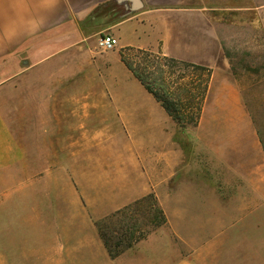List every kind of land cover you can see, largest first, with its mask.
I'll return each instance as SVG.
<instances>
[{
    "label": "crops",
    "instance_id": "crops-1",
    "mask_svg": "<svg viewBox=\"0 0 264 264\" xmlns=\"http://www.w3.org/2000/svg\"><path fill=\"white\" fill-rule=\"evenodd\" d=\"M111 3L116 6L110 13L113 20L108 21L107 16L98 13ZM215 9L202 7L199 0H0V199L7 196L8 174L22 167L26 156L13 122L17 106L12 108V102L21 100L17 94L13 101L8 96L16 84L21 85L28 74L45 71L48 84L69 91V87L85 83L87 68L93 65L104 79L111 80L110 85L124 87L133 82L134 74L118 50L104 57L95 49L99 38L108 33L118 39L119 49L147 50L213 69L222 55ZM216 74L212 72L208 97L221 94L213 91L218 85ZM226 86L232 89L236 103L241 104L236 83L226 80L219 84ZM107 98L129 103L130 97L110 94ZM76 100L87 99L78 95ZM127 108L106 112L105 117L110 120L99 126L96 133H120L128 138L127 135L137 132V110L129 109V105ZM72 114L85 119L87 111L78 109ZM66 117H70L66 111L48 113L49 138L58 135ZM208 117L225 119L221 146L214 143L215 133L207 125ZM165 132L157 142L145 141L140 148L135 144L141 152L135 151L133 143L127 144L126 162L117 165L122 175L115 179L120 184L111 195L126 201L114 212L155 194L167 222L141 241H184L190 252L173 257L128 255L133 263L264 264V149L248 112L203 109L195 145L201 146L207 157L205 163L196 160L198 169L185 173L181 168H191V160L176 143L167 142L166 128ZM104 138L107 142L114 140L111 136ZM103 139L88 145L80 138L74 144L81 154L102 148L106 143ZM144 157L158 161L154 176L146 169ZM95 161L98 162L78 158L69 164L85 166ZM219 167L221 175L216 174ZM4 211L5 207L0 205V214ZM99 241L106 253L101 237Z\"/></svg>",
    "mask_w": 264,
    "mask_h": 264
},
{
    "label": "rangeland",
    "instance_id": "rangeland-1",
    "mask_svg": "<svg viewBox=\"0 0 264 264\" xmlns=\"http://www.w3.org/2000/svg\"><path fill=\"white\" fill-rule=\"evenodd\" d=\"M199 1L202 7L216 8L215 24L222 44V55L212 69L217 72L215 77L218 81L213 91L221 94L208 97L207 92L202 110L245 109L261 141V137L264 139V0ZM114 6L116 3L100 9L98 15L107 16L108 21L113 20L110 13ZM95 49L104 57L116 50L127 57L144 56L137 48L117 47L106 52L96 46ZM247 66L262 68L257 74L247 70ZM169 72L171 81L175 82L181 73L189 76L187 81L193 75V69L181 65L171 68ZM226 80L238 86L241 104L236 103L229 86L219 87ZM48 82L45 71L34 72L28 74L21 85L16 84L8 95L13 101L17 94L21 100L19 103L12 102V108L17 106L13 122L26 156L22 167L8 174L7 196L0 199V205L5 207L4 213L0 214V264H134L128 255L147 253L173 257L189 253L190 247L184 241H139L121 258L112 260L100 245L95 223L113 214L126 201V198L118 199L111 195L120 184L115 179L122 175L117 165L126 162L124 149L128 143L139 144L140 148L145 141L157 142L156 139L165 135L166 128L167 142L176 143L184 150L186 158L191 160V168H181L185 173L198 169L196 160L205 163L207 157L205 150L195 145L196 127L180 129L172 118L168 119L164 108L134 76L133 82L125 83L124 87H114L110 85V79H104L90 65L85 83L69 87V91L66 87L52 86ZM172 84L176 89L177 84ZM110 94H117L119 98L129 94V103L110 101L107 98ZM78 95L85 96L87 100L78 102ZM128 105L129 109L137 110V113L134 111L135 119L139 122L137 132L127 135L128 138L120 133H96L99 126H105V121L110 120L105 117L106 112L128 109ZM78 109L87 111L85 119L72 114ZM62 111L69 113L70 117L65 118L64 126L60 125L58 135L49 138L48 113L52 115L53 112ZM206 119L207 125L214 129L215 145L221 146L222 121L225 119ZM148 121L155 122V125H145ZM110 136L114 140L107 142L104 137ZM203 136L206 137L205 134ZM80 138L86 140L88 145L103 138L106 143L100 149L91 148L80 154L74 144ZM136 145L135 151L141 152ZM78 158L97 159L98 162L85 166L69 164ZM142 160L151 176H154L158 172V161L146 157ZM202 169L206 171L203 165ZM218 169L216 174L221 175V167ZM140 221L142 227L149 230V235L153 229L148 221L144 218Z\"/></svg>",
    "mask_w": 264,
    "mask_h": 264
},
{
    "label": "trees",
    "instance_id": "trees-1",
    "mask_svg": "<svg viewBox=\"0 0 264 264\" xmlns=\"http://www.w3.org/2000/svg\"><path fill=\"white\" fill-rule=\"evenodd\" d=\"M138 51L144 56L127 57L121 54L122 61L128 69L180 129L197 127L210 86L212 68L147 50L138 49ZM179 65L193 69V75L189 81H187L189 76L185 73H181L176 82L171 81L169 71ZM247 67V70L257 74L262 68ZM172 82L177 84L176 89ZM244 99L246 100V97ZM246 105L248 106L247 100ZM249 110L251 112V109ZM259 134L261 137V132ZM261 138L264 146V139ZM142 218L148 221L152 229L167 222V217L153 193L96 221L99 235L111 259H116L128 249L133 248L137 242L146 238L149 230L142 227L140 223Z\"/></svg>",
    "mask_w": 264,
    "mask_h": 264
},
{
    "label": "built area",
    "instance_id": "built-area-1",
    "mask_svg": "<svg viewBox=\"0 0 264 264\" xmlns=\"http://www.w3.org/2000/svg\"><path fill=\"white\" fill-rule=\"evenodd\" d=\"M119 46L118 39L112 34H103L98 40V48L102 51H112Z\"/></svg>",
    "mask_w": 264,
    "mask_h": 264
}]
</instances>
